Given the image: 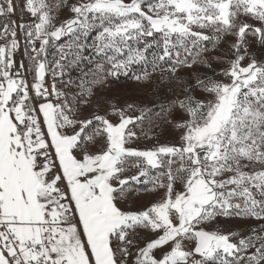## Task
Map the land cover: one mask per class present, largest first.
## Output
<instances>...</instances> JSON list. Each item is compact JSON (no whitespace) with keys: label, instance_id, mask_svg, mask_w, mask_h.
I'll use <instances>...</instances> for the list:
<instances>
[{"label":"snow or ice","instance_id":"6c2138e0","mask_svg":"<svg viewBox=\"0 0 264 264\" xmlns=\"http://www.w3.org/2000/svg\"><path fill=\"white\" fill-rule=\"evenodd\" d=\"M0 264H264V0H0Z\"/></svg>","mask_w":264,"mask_h":264},{"label":"rangeland","instance_id":"374dc122","mask_svg":"<svg viewBox=\"0 0 264 264\" xmlns=\"http://www.w3.org/2000/svg\"><path fill=\"white\" fill-rule=\"evenodd\" d=\"M68 13L65 11V12H61V16L64 17V16H67ZM218 67V66H217ZM131 85L128 86V89H130ZM128 89L125 88L124 85H114L111 89V92L113 94H119V93H124L126 92ZM168 139H171V135L166 133L164 136L161 137V140L164 141V140H168ZM143 146V144L141 145ZM146 199V197L138 200L135 204H129L128 207H136L138 206L140 203H143V200Z\"/></svg>","mask_w":264,"mask_h":264}]
</instances>
